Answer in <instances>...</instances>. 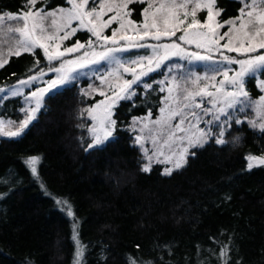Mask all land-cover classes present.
Listing matches in <instances>:
<instances>
[{"label": "trees", "instance_id": "16d2710c", "mask_svg": "<svg viewBox=\"0 0 264 264\" xmlns=\"http://www.w3.org/2000/svg\"><path fill=\"white\" fill-rule=\"evenodd\" d=\"M244 2L217 0L224 8L219 18L237 17ZM43 3L48 10L67 0ZM24 4L0 0V10H27ZM144 7L130 4L132 19L140 21ZM7 35L0 31L1 40ZM89 37L78 30L70 42ZM5 56L0 86L49 66L39 48L34 55ZM166 66L136 82L131 99L118 101L113 136L95 148L87 149L91 119L84 110L94 99L84 87L98 85L96 77L75 76L50 91L19 136H0V264H75V233L84 246L80 264H129L130 258L136 264H223V245L230 249L228 264H264V166L248 170L246 159L264 155V131L248 123L250 110L232 117L224 136L229 143L208 139L202 148H189L187 163L171 175L158 162L142 171L147 160L130 127L135 116H158ZM246 86L251 97L259 96L256 78L247 77ZM21 106V95L0 100V116L15 125L26 114ZM33 156L40 158L36 174L25 163Z\"/></svg>", "mask_w": 264, "mask_h": 264}, {"label": "snow or ice", "instance_id": "6c2138e0", "mask_svg": "<svg viewBox=\"0 0 264 264\" xmlns=\"http://www.w3.org/2000/svg\"><path fill=\"white\" fill-rule=\"evenodd\" d=\"M67 2L70 5L68 8L57 7L55 9L46 10V5L43 3V0H25L24 7H26L27 10L21 8L15 13L0 10V25H3L5 21H17L20 24V26L16 27H8V32L18 34V39L15 40V49L13 50V48L10 47L9 55L20 56L23 53H31L34 55L35 49L39 48L43 50L44 56L48 61L59 60L66 53L78 51L80 48L85 47V45L77 41L72 47L60 51L59 45L56 44L54 45L55 50L49 51L50 45L47 42L57 39L65 40L71 35H74L76 31L86 29L90 31L98 41H110L113 45L117 44L119 41H128L127 47L129 48L147 46L156 50H162L163 54L156 62L157 67H159L160 61L167 59L169 55H187L189 58H194L196 60H213L211 54L201 55L199 52L188 53L187 49L177 41L183 42V44L186 45L194 44L196 48L204 49L207 53L218 52L226 64L234 63L239 65L238 70H232L225 66L222 73L224 79L219 82L220 87L215 88L214 92L207 91V84H205L203 88H197L194 91L184 89L187 93L184 96V100L189 103H184L182 109L170 111L164 120H157L154 122L162 124L169 129L167 138L163 140L161 148L158 149V154L153 153L158 163L168 162L172 164V167L164 169V175H171L174 170L182 168L187 163L189 148H202L204 144L207 143L208 139H214V142L218 145L229 143V141L224 139L225 131L232 126L230 123L232 116L228 113V109L235 108L237 105L244 106L246 104H255L257 112L261 115L262 119H264V95H261L256 101H251L249 93L245 89V77L250 76L252 79H255L257 72L264 70V54L255 56L248 55L246 59H236L235 57H229L222 51L223 49L229 52L247 55L256 52L258 49H264V7H261V5H264V0H245L243 6L238 10L239 14L237 17L222 22L218 18L223 14V9L217 8V0H120V3L115 4V6H113L114 0H67ZM37 3H41L40 8H36ZM90 3L95 6L89 9L88 5ZM133 3L147 5V7L142 9L143 20L139 26L131 19L126 20L127 17L131 16V10L128 9V6ZM121 10H123V15H121ZM202 11L206 13L203 21L198 18V14ZM108 12H112L113 14L107 20H104L103 17ZM117 21L119 22V29H113L111 36L102 35L103 29L109 27L112 22ZM73 22H77L76 27L72 26ZM128 27L132 28L134 31L143 32V35L138 37L141 41L149 36L157 41L162 38L171 37H176V40H172L171 43L158 45L133 43L137 37L127 36L121 31ZM225 27H227V31L221 35L218 30ZM60 32H63L62 36L59 35ZM177 32L181 34L177 36ZM221 40H226V42L221 45ZM92 44V40L87 42L88 47H91ZM101 47L104 48L103 51L98 53L93 52V55L96 57L94 60L85 59L82 62L79 61V58L71 61L65 60L61 63L60 67L49 68V71L60 73V75L48 81L47 87L37 89L30 93L31 97L35 99V107L26 110V119L20 122L17 131L7 132L5 135H20L29 121L34 118L36 111L40 109L44 94L53 89H57L58 86L69 81L68 71L71 69L66 68V66L75 65L76 67H84L86 64L111 60L117 65V69L114 71L122 68L124 72H131L133 74V79L125 80L124 87L119 88V93H123V95L117 93V91L113 89V97H115V99L106 97L110 102L104 108L103 116L99 119V127L97 128V126L94 125L89 129L92 142L87 145V149L95 148L111 137L116 126V120L112 119V107L117 100L131 99V96L135 95L134 92L130 91L132 84L139 81L141 76L146 74L143 71L141 61L146 59L148 65H151L153 59L140 58V60L130 61V64L141 68V71L137 74L136 67H124L115 55L117 52L126 51L127 48L107 47L103 44H101ZM84 55L87 57L88 53ZM6 63H8V59L0 56V68ZM36 65H39V60L36 61ZM151 70L152 69L149 68V71ZM230 71L233 72L231 76L229 75ZM43 75L44 70L41 68L37 75H30L26 80H20L19 83L27 84L41 78ZM200 79V77H197L192 83L197 84ZM205 79H207V77H205ZM211 79L215 80V77ZM225 83L230 86L231 90H225ZM258 86L264 91V80L260 81ZM145 87L150 88L151 85H145ZM213 87H215V85H213ZM4 91V89H0V92ZM169 91L171 92L172 89H169ZM11 94L18 95L19 92L13 90ZM100 94L105 95L103 92ZM204 96L210 98L209 103L213 107L203 108L202 97ZM219 96L223 97L222 104L220 99H218ZM197 97L201 99L197 100ZM2 99H4V97H0V100ZM104 103V101H100L91 108L85 109L84 112L95 121L97 117L94 115V110ZM217 104H221V106L216 108ZM189 108H201L205 116L211 114L210 119L203 121L208 126L207 131H205L204 128L198 127L199 123L202 122V117L199 116L196 111H184V109ZM213 108H216V112H213ZM238 110L243 111V107ZM160 112L164 113L165 109L161 108ZM221 115L224 116L223 121L220 119ZM176 117H181L178 123L168 125V121ZM188 117L192 119L189 120ZM192 120H195L196 123L193 124ZM138 121L142 122L143 118H134L133 123ZM243 122L244 121L239 119L235 121L237 124ZM185 123L189 125V128H196L197 131L191 136H178L177 132H188L189 128L184 127ZM248 123L253 127H257L256 121H248ZM212 127L217 129L215 134L211 132ZM258 127L260 130L264 131V123H260ZM158 138L159 136L153 138V144H156ZM185 140H187V145L179 151L178 155L175 151H172V143L176 141L183 143ZM234 140L238 142L239 137H235ZM136 142L142 143L143 137H137ZM163 147H167L171 155L167 156L165 161H160L159 156L164 155V151L162 150ZM145 154L147 155L146 149ZM191 154L193 156L195 155L194 152ZM174 157L175 159H173ZM39 159V157L33 156L25 161L26 164L31 166L33 174L37 172L36 164ZM152 159L153 156H147L148 163L142 167V171L149 172L151 170ZM246 159L248 170L257 166H264V155H249ZM60 203L61 201L58 200L57 204ZM62 203L68 206V215L73 216L74 213L71 211V206L68 205V201L65 200ZM76 227L77 225L74 224V233ZM77 237L78 233H75L73 236V240L77 245L75 264H80L84 254V246L81 245ZM229 251L228 245L222 246L219 256L224 258L223 264H228V260L230 259ZM129 264H136L135 259L130 258ZM237 264H239V262H237Z\"/></svg>", "mask_w": 264, "mask_h": 264}, {"label": "rangeland", "instance_id": "374dc122", "mask_svg": "<svg viewBox=\"0 0 264 264\" xmlns=\"http://www.w3.org/2000/svg\"><path fill=\"white\" fill-rule=\"evenodd\" d=\"M115 4H117V3L114 0L113 6H115ZM94 6H95L94 4L90 3L88 5V8L90 9ZM62 7L68 8V7H70V5L67 2V5L62 6ZM261 7H264V5H261ZM217 8H220V7L217 6ZM221 9H224V8H221ZM112 14H113L112 12H108L103 17V19L107 20ZM121 15H123V10H121ZM205 15H206V13L204 11H202L198 14V18L201 19V21H203L205 18ZM230 18H235V17H228V18H225L223 20H221L220 18H218V19L222 22V21L228 20ZM127 19H131L132 21H134L136 23L137 26H139L142 23L143 17L141 18L140 21H136V20L132 19L131 16L127 17L126 20ZM5 23H7V25H5V26L0 25V31L4 30V32L6 34H8L7 36L4 37V39H2V40L0 39L1 50L5 51V52H0V56H3L4 58L6 57L5 54H9V48L10 47H12L13 50L15 49V40L18 39V34H13V33L8 32V27H9V25L11 27L20 26L19 22H17V21H5ZM72 26L76 27L77 22H73ZM113 29H119V22L118 21L112 22L109 27L103 29L102 35L111 36ZM81 30H85V31L89 32V34H90V37L86 41L77 40V41H79L80 44L85 45V47L80 48L78 51H74L72 53H66L59 60L48 61L46 59L47 64H49V66L44 69V75L35 81L29 82L27 84H20L19 81L20 80H26L28 78V76H30V75H28V76L19 78L17 81H15L13 83H10L7 85H1L0 89H4L5 91L0 92V97H4V99H5L9 96H16V95H12L11 93L13 90L18 91L19 92L18 95L22 96L21 108H23L24 112L26 113V110L35 107V99L33 97H31L30 93L33 91H36L37 89L47 87L48 81L55 79L58 75H60V73L49 71V68L60 67L61 63L65 60L71 61V60H77L78 58H79L80 62L84 61L85 59L94 60V59H96V57L93 55V52L98 53V52H101L104 50V48L101 47V44H103L107 47H125V48H127L126 51L117 52V53H115V55L121 61V63L124 65V67H136L137 74L141 71V68L137 67L136 65H132L129 62L134 61V60H140V58H152L153 63L151 65H148L146 59L141 61L143 71L146 74L141 76L140 80L143 77L147 76L148 74L159 70L164 64L167 63V66L164 69L163 75L159 80L160 88L164 91V100H163V104H162L161 108H164L165 112L161 113L159 111V114L156 117H152L150 114L135 116L134 118H137V117L143 118V121L142 122L138 121L136 123H133V121H132V125L130 127L131 130L135 134V142H136L137 137H143V142L142 143L136 142V144L140 147V149L143 152L146 160H147V156H153L151 164L157 162L156 156H154L153 153L158 154V149L161 148V146L163 144V140L167 138V134H168V130H169L168 127H166L162 124L154 123V122L157 120H164L168 116L170 111H176V110L182 109L184 103H189L188 101L184 100V96L187 94L184 91V89H187L188 91H194L197 88H203L205 86V84H207L208 85L207 91L214 92L215 88L220 87L219 82L224 79L222 73L224 71L225 66H227L229 69H232V70H238L239 69V65H237V64H234V63L233 64H226V62H224L222 60L220 53H218V52L207 53L204 49L196 48V46L194 44L193 45H186L180 41H177V42L181 43L182 46L187 49L188 53L199 52L201 55L211 54L213 56V60H211V61L196 60L194 58H189L187 55H180V56L169 55V57L167 59L160 61L159 67H157L156 62H157V60H159V57L163 54L162 50H156V49H153L152 47H147V46L146 47H131V48H129V47H127L128 41H119L117 44L113 45L110 41H108V42L98 41L96 39V37H94L92 35V33L86 29H81ZM121 31L124 32V34H126L127 36L137 37V39L134 40L133 43H143L145 45H158V44H164V43H171L172 40H176V37H171V38H162L161 40L157 41V40H155L149 36V37H146L144 40L141 41L138 39V37L143 35L142 31H134L130 27H128L124 30H121ZM218 31L221 35H223V33L225 31H227V27L221 28ZM180 34H181L180 32H177V36H179ZM59 35L62 36L63 32H60ZM74 35H71L68 39H65V40L57 39L55 41H48L47 43H49V45H50L49 51H54L55 50L54 45H56V44L59 45L60 51H64V49H66L68 47H72L77 42V41L70 42L72 36H74ZM89 40L93 41V44L91 47L87 46V42ZM225 42H226V40H221L220 44L223 45ZM4 46L5 47L8 46V48H5ZM222 51H224V53L226 55H228L229 57H235L236 59H246L248 55L255 56V55L264 54V49H258L256 52L249 53L247 55H245L243 53L229 52V51L223 50V49H222ZM85 53H88L87 57H85V55H84ZM66 68L71 69L70 71H68V76L70 79L65 84L60 85L57 88L68 84L75 76H87V77L92 78V79H93V77L94 78L96 77V80H98V85H96L95 83L93 84L91 82L89 85L84 87V91L88 95L93 97V99H94L91 107L100 101L105 102L104 104H101L99 108L94 110V115L97 117V120L94 121L90 118L91 119L90 128L94 125L97 126V128H98L99 127V119L103 116V110L107 106V104L110 102L106 99V97H112L113 99H115V97H113V89H115L117 91V93H119V88L124 87V81L125 80H132L133 74L131 72H124L122 68L114 71L115 69H117V65L114 64L111 60L100 61L99 63L86 64L84 67H76L75 65H72V66H66ZM149 68H151L152 70L149 71ZM38 72L31 74V75H37ZM263 72H264V70H261V71H258L256 74L257 86H258L260 81L264 80V74H262ZM232 74H233V72L230 71L229 75L231 76ZM197 77H200L201 79L198 81L197 84H193L192 81L195 80ZM205 77H207V79H205ZM212 77H215V80L211 79ZM247 77H249V76L245 77V89L249 93L247 86H246ZM101 78H103V79H101ZM134 84L135 83L132 84L130 91H132V87ZM178 85H179V87H178ZM213 85H215V87H213ZM224 88H225V90H231L230 86H228L226 83H225ZM169 89H172V91L170 92ZM49 92L44 94V96L42 98L41 106L43 104L44 97ZM101 92L105 93V95H101L100 94ZM119 94L123 95V93H119ZM261 95H264V91H262V90H261L259 96H257V97H251V95L249 93V97H250L251 101L258 100ZM200 99H201L200 97H197V100H200ZM202 99H203V108L213 107L209 103V100H210L209 97L204 96V97H202ZM218 99H220L221 104H222L223 97L219 96ZM119 100H117L115 105L112 107V109H111L112 113L114 111V107L116 106V104L118 103ZM221 104H217L216 108L220 107ZM241 107H243V111H245V110L249 111L250 110L252 112L253 118H251L250 121H256L257 126L260 123H264V119H262L261 115L257 112V107L255 104H251V105L246 104L244 106L237 105L235 108L228 109V113L233 118H236V117L239 118V115H238L239 110L238 109ZM216 108H213V112H216ZM6 110L8 112H13L14 107L13 106L11 107V105H8L6 107ZM189 110L196 111L197 114L202 117V122L199 123L198 127L204 128L205 131H207L208 126L203 121H207L208 119H210L211 114L205 116L203 114V109H201V108L184 109L185 112H187ZM19 111H21V110H19ZM37 112L38 111H36L35 116H36ZM240 113H241V111H240ZM35 116H34V118H35ZM134 118L132 120H134ZM24 119H26V114H25V116H23V118L19 119L15 125L13 124V122H15L14 120H12L13 122L10 121L11 123H9V125H8L7 117L0 116V122H2V123H0V136L17 137V136H8V135H5V133L17 131L18 125ZM112 119H113V115H112ZM179 119H181V117H176L175 119L168 121V125H174V124L178 123ZM188 119L191 120L192 118L188 117ZM220 119L222 121L224 119V116L221 115ZM31 121H29V123ZM192 123L195 124L196 123L195 120H192ZM145 125H146V127H145ZM184 127L189 128V125L187 123H185ZM24 129L21 131V133L24 131ZM133 129H135V130H133ZM141 129H143V130H141ZM212 129L213 128H211V132H212ZM196 131H197L196 128H189L188 132H186V133L177 132V135L178 136H191ZM113 133H114V131H113ZM112 136H113V134H112ZM157 136H159V138L157 139L156 144H153V138L157 137ZM186 145H187V140H185L183 143L176 141V142L172 143L171 148H172V151H175L178 155L179 151L183 147H185ZM145 149L147 150V155L145 154ZM162 150L164 151V155L159 156V160L165 161V158L167 156H170L171 152L169 151V149L167 147H163ZM253 156H261V155H253ZM173 159H175V157ZM147 163H148V160H147ZM159 163H163L165 168L172 167V164L168 163V162H159Z\"/></svg>", "mask_w": 264, "mask_h": 264}]
</instances>
